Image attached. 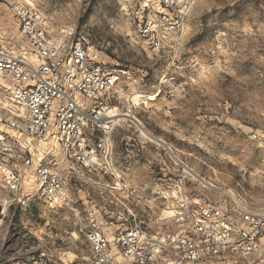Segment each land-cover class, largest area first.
I'll return each instance as SVG.
<instances>
[{
  "label": "rangeland",
  "instance_id": "374dc122",
  "mask_svg": "<svg viewBox=\"0 0 264 264\" xmlns=\"http://www.w3.org/2000/svg\"><path fill=\"white\" fill-rule=\"evenodd\" d=\"M15 1L118 74L112 107L130 118L114 126V150L140 213L161 216L180 192L264 208V0H199L182 45L160 56L138 42L119 0H0V36L17 29ZM133 92L157 96L134 105ZM36 187L26 179L10 192L0 176V264H90L83 202L47 207Z\"/></svg>",
  "mask_w": 264,
  "mask_h": 264
},
{
  "label": "built area",
  "instance_id": "2783aa9c",
  "mask_svg": "<svg viewBox=\"0 0 264 264\" xmlns=\"http://www.w3.org/2000/svg\"><path fill=\"white\" fill-rule=\"evenodd\" d=\"M198 2L119 0L138 42L156 56L182 45ZM10 11L17 29L0 36V176L10 192L28 179L47 207L82 201L90 264H264V208L235 196L197 202L186 192L169 218L133 207L105 116L118 74L81 42L51 36L21 1ZM29 140L49 151L35 153Z\"/></svg>",
  "mask_w": 264,
  "mask_h": 264
},
{
  "label": "bare ground",
  "instance_id": "6f19581e",
  "mask_svg": "<svg viewBox=\"0 0 264 264\" xmlns=\"http://www.w3.org/2000/svg\"><path fill=\"white\" fill-rule=\"evenodd\" d=\"M0 81H1V78H0ZM123 92V91H122ZM122 94V93H121ZM157 96V95H156ZM156 96H150V97H146L144 95H141L139 94L138 92H133L132 94L130 95H127V98H128V102L131 104L133 103L134 105H139L141 101L146 102L147 100H154ZM142 103V102H141ZM106 120L110 121L109 123L112 122V124L115 126L117 125L118 122H120V118H123V119H127V118H130V115L128 113H123L119 108H116V107H111L107 113H106ZM133 118V117H132ZM47 147L48 144H44L42 143L41 144V147ZM174 154V153H173ZM205 182V181H204ZM203 183V182H202ZM207 184V183H206ZM225 192V191H224ZM225 194H228V192ZM172 196V195H171ZM170 196V197H171ZM175 196H177V194L175 193ZM174 196V197H175ZM234 196V195H232ZM175 212L172 208L170 209H167L165 210L163 216L164 218H169L171 216H174Z\"/></svg>",
  "mask_w": 264,
  "mask_h": 264
}]
</instances>
